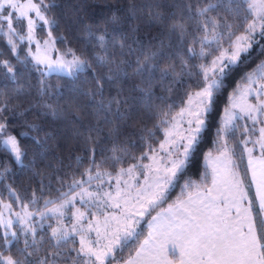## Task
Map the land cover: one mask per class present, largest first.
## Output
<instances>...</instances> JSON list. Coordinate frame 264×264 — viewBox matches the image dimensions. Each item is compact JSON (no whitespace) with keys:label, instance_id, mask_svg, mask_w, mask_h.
I'll return each instance as SVG.
<instances>
[{"label":"snow or ice","instance_id":"6c2138e0","mask_svg":"<svg viewBox=\"0 0 264 264\" xmlns=\"http://www.w3.org/2000/svg\"><path fill=\"white\" fill-rule=\"evenodd\" d=\"M53 6L45 0H0V39L6 38L13 54L27 42L28 55L37 65H45L42 76L56 72L75 80L91 69L86 82L92 87L74 86L72 94L91 101L88 106L95 123L85 124L80 114L83 106L75 99L63 114L44 104L48 111L41 115L62 118L73 128L84 151L83 157L75 158L80 171L66 174L67 179L57 175L55 189L51 179L48 184L41 180V195L32 190L27 202L12 185H7V201L0 193V264H264V60L240 77L242 87L234 90L238 96L223 109L215 130L218 155L212 159L211 171H205L199 182L185 179L203 140L207 115L228 77L251 62L248 53L253 45L258 55H264V0H171L164 5L171 12L153 11L148 4L139 8L130 0L131 18L137 20L138 12L147 11L143 22L149 31L158 30L157 35L146 44L135 40V49L127 46L126 50L125 43L114 41L112 49L118 51H110L100 35L96 46L103 54L93 53L91 60L71 49L57 59L48 55L50 47L59 52L54 48L57 39L66 42L63 36L53 37L57 21L46 15ZM119 19L113 14V23ZM45 25L48 38L42 55L36 29L43 31ZM22 27L26 31H19ZM132 31H139V25ZM165 47L186 53L187 59L180 56L179 71L163 54ZM3 56L0 50L4 79L14 82L15 65ZM128 56H135L134 62L125 59ZM15 59L29 62L27 56ZM197 60L193 72L188 61ZM128 69L140 78L135 86L142 93L139 101L127 107L129 100L119 89L105 104L106 89L121 85L130 75ZM157 82L166 85L164 95L152 91ZM39 84L40 96L53 91L57 97L63 95L58 83L53 86L41 79ZM6 87L0 86V153L22 163L27 153L12 133L9 117L16 115L19 97L28 93L17 87L7 95ZM145 117L153 121L151 128L144 125L138 133L124 132ZM160 131L163 140L157 137ZM0 169V178L11 171L2 162ZM177 187L180 195L169 202L171 190ZM253 187L255 192L250 194ZM45 189L54 190L56 198H44ZM15 203L21 204L20 211L14 210ZM12 215L20 225L17 230H12ZM47 221L54 223L45 227ZM129 249L134 254L124 258Z\"/></svg>","mask_w":264,"mask_h":264},{"label":"trees","instance_id":"16d2710c","mask_svg":"<svg viewBox=\"0 0 264 264\" xmlns=\"http://www.w3.org/2000/svg\"><path fill=\"white\" fill-rule=\"evenodd\" d=\"M170 2L171 0H131V3H134L139 8H143L144 5L148 4L152 5L153 11L159 10L165 12H171L173 10L164 7V5ZM50 3L54 4V6L49 9L46 15L49 19L54 18L57 21V25L53 26V37L63 36L66 38V42L64 43L59 39L56 40L55 47L61 52H66L67 49H71L82 58L91 60L93 53L103 54V49L96 46L98 44L96 37L100 35L105 37L110 51H118V49H112L114 41L125 43L126 50L127 46L135 49L137 48L134 42L135 40L139 39L146 44L149 39L157 35L158 30L153 29L149 31L143 22L148 18L147 11L138 12L139 19L137 20L131 18L127 12L130 6V0H45V4ZM157 5L161 7L157 8ZM113 14L120 17L116 23L112 22ZM137 25H139V31L133 32L132 29ZM19 31H25L24 27L20 28ZM37 32L39 36L47 35L44 27L43 31L41 28H38ZM261 43L264 44V41H261ZM153 46V50H156L155 41H153ZM0 50L4 52L3 59L10 60L15 65L18 73L17 80L13 82L5 80L4 72L0 69V86H7L5 88L7 95H11L12 91L17 87H22L28 93L26 96L19 97V106L15 109L16 115L9 117L12 133L17 136L22 150L27 155L22 163H17L11 155L0 153V162L7 164L11 169V171L4 173L3 178H0V193L4 194V198L7 201V185H12L21 196V200L27 202L31 198L32 190L36 191L37 196L41 195L39 189L41 180H43L44 184H48L49 179H51L52 188L55 189L59 187L55 179L57 175L67 179L66 174L74 170L77 172L80 171V169L76 168L75 158L77 156L83 157L84 151L78 138L74 137L73 128L68 126L62 118L53 119L51 116L41 115V113L48 111L44 107V104H50L53 109L63 114L69 102L75 99L77 103L83 106L80 114L84 117L85 124L95 123V117L91 115L93 109L88 106L91 101L86 97L73 96L72 94V88L74 86L84 89L92 87L90 83L86 82L90 80L92 70L89 69L80 72L75 80L70 76L64 74L58 75L57 73H49L42 76L44 71L28 55L24 43H20L17 53L13 54L8 51L6 38L0 39ZM162 51L163 54L170 57L171 63L175 64L177 71H179L180 56L187 59L186 53L181 52L178 47L171 49L165 47ZM136 54L138 55L139 52ZM16 55H20L22 60L27 56L29 62L26 65L18 62L15 59ZM248 55L252 57L251 62L244 64L243 67L237 68L232 72L226 81V86L216 96L213 108L206 118L207 127L203 133V140L194 154L185 179L190 178L193 181L199 182L205 171L210 172L206 164V156L209 152L218 154L213 141L215 139V130L222 120L223 109L229 105L230 98L235 93L234 90L242 85L239 82L240 77L245 72L254 69L261 60H264V55L257 54L256 45H253ZM125 59L134 62L135 56H128ZM243 59H245L244 55L241 56V60ZM193 63H199V61H188L189 69L195 72L196 70L191 67ZM92 67H96L94 63ZM36 68H39L40 71H36ZM100 71L102 70L97 69L98 73ZM128 71L130 75L121 85L106 89L104 95L105 104L112 96L116 95L119 89H123L124 96L129 100L127 107H133L139 101L142 93L136 90L135 86L140 82V78L131 75V69H128ZM41 79H44L45 82L53 86L58 83L63 95L57 97L53 91L45 96H40L38 89ZM165 87V84L157 82L154 84L152 91L157 96L164 95ZM182 94V92L175 93L170 96V99H176L177 95ZM99 99L97 97V100ZM11 103L15 104L17 100L14 98ZM20 113L23 114L20 115ZM103 115L104 113H101V116ZM100 123L101 126L105 127L106 134L108 130L107 126L103 124L102 119ZM152 124L153 121L145 117L135 128L125 129L124 132L138 133L142 126L146 125L151 128ZM33 125L35 127H32ZM21 133L26 135H21ZM157 137L159 140H163L164 133L162 131L158 132ZM132 139L136 140V137ZM136 142L139 141L136 140ZM232 146H236L234 141L232 142ZM133 152L139 154L135 149H133ZM254 155H258L257 152ZM86 164L87 161L85 160ZM70 165L71 167H69ZM111 170L109 169V171ZM0 171H3V169H0ZM34 173H41L42 175H34ZM64 190H67V184H65ZM250 194H254L253 188L250 190ZM56 195L57 193L54 190L49 192L48 189H45L43 193V197L47 199H55ZM179 195V187L171 190L169 201ZM40 206L43 207L42 201ZM19 207H21L20 204H13L15 210H18ZM29 207L31 208V206ZM45 227L47 226L45 225ZM2 231L3 227L0 226V232ZM133 253L134 249L126 250L123 254L124 258H127Z\"/></svg>","mask_w":264,"mask_h":264},{"label":"rangeland","instance_id":"374dc122","mask_svg":"<svg viewBox=\"0 0 264 264\" xmlns=\"http://www.w3.org/2000/svg\"><path fill=\"white\" fill-rule=\"evenodd\" d=\"M24 2H26V0H21V3H24ZM30 15H33V17H34V14H32V13H30ZM41 24H42V22H41ZM44 28H45V31L47 32V28H48V26H43ZM39 28V27H38ZM37 28V29H38ZM25 29V31H26V28H24ZM37 29H36V38L37 39H39L40 41H41V54L43 55V41L44 40H46L48 37H47V35H45V36H39L38 35V32H37ZM24 44H25V47H26V49H27V51H28V45H27V42H24ZM31 50H32V52L33 53H35L36 52V45H35V43H33L31 46ZM54 48H56L55 47V45H54ZM63 53H65V52H61V51H59V52H57V51H54V50H52V48L50 47L49 48V51H48V55H50L53 59H57L61 54H63ZM31 58H32V56H30ZM67 59H70L71 57L70 56H67L66 57ZM33 60V59H32ZM34 61V60H33ZM35 62V61H34ZM44 72H45V65H43V64H40V65H38ZM51 73H56V72H51ZM46 74H49V73H46ZM240 87H242V85L240 86ZM239 87V88H240ZM235 96H238V93H234L232 96H231V98H230V101H229V105L227 106V107H229L231 104H232V102H233V100H234V97ZM249 100H250V102H255L254 100H252V98L251 97H249ZM236 102H241V101H236ZM223 116H224V113H223V115H222V119H223ZM255 152H257V154H258V151H254V153ZM254 153H253V155H254ZM218 154H212V156H217ZM206 158H207V160H206V164L208 165V169H209V171H211V164H210V162L208 161V155L206 156ZM145 162H147V161H145ZM143 181V177H141V182ZM177 198V197H176ZM176 198H174V199H172V200H175ZM171 200V201H172ZM171 201H169V202H171ZM18 204H20V203H18ZM21 205V204H20ZM20 209H21V207H19V209L18 210H15V211H20ZM29 210H32V208H30L29 207ZM82 210H83V208H82ZM108 211H118V210H115V209H109ZM6 215H7V213H6ZM12 219H13V221H14V225H13V229L12 230H17L19 227H20V225H19V223L18 222H15L16 221V218H15V215H12V217H11ZM34 220H38V217H34L33 218ZM66 223H67V220L65 221ZM48 223H54V221H47L46 223H45V225L47 226V224ZM143 225V224H142ZM141 225V226H142ZM134 254V253H133Z\"/></svg>","mask_w":264,"mask_h":264},{"label":"crops","instance_id":"0c3cea01","mask_svg":"<svg viewBox=\"0 0 264 264\" xmlns=\"http://www.w3.org/2000/svg\"><path fill=\"white\" fill-rule=\"evenodd\" d=\"M215 157H216V156H212V158H209V157H208V158H209L208 161L210 162V164L212 163V159L215 158ZM206 160H207V158H206ZM207 166H208V165H207ZM253 189H254V192H255V188H254V187H253Z\"/></svg>","mask_w":264,"mask_h":264}]
</instances>
